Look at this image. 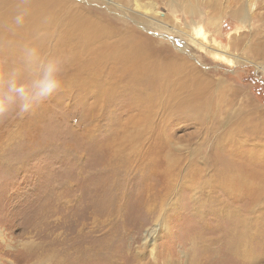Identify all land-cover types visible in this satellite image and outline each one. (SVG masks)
<instances>
[{
	"label": "rangeland",
	"instance_id": "374dc122",
	"mask_svg": "<svg viewBox=\"0 0 264 264\" xmlns=\"http://www.w3.org/2000/svg\"><path fill=\"white\" fill-rule=\"evenodd\" d=\"M64 1L122 21L150 40L156 58L180 52L186 62L175 74L155 68L169 76L152 85L156 62L131 79L109 49L53 50L57 34L39 65L18 63L23 48L0 53V95L49 62L61 80L29 113L18 114L17 101L0 119V264H264V188L251 205L264 168V0ZM261 40L259 58L245 46ZM92 57L94 83L98 71L81 65ZM210 80L224 84L207 114ZM221 91L236 104L220 102ZM246 106L260 120L252 114L247 129L232 128Z\"/></svg>",
	"mask_w": 264,
	"mask_h": 264
},
{
	"label": "bare ground",
	"instance_id": "6f19581e",
	"mask_svg": "<svg viewBox=\"0 0 264 264\" xmlns=\"http://www.w3.org/2000/svg\"><path fill=\"white\" fill-rule=\"evenodd\" d=\"M3 1H5V0L0 1V5L3 4ZM153 6L151 5L150 7L153 8ZM147 7L149 8V6H147ZM188 7H189V4L185 5L183 8L186 11H188L191 9V8L188 9ZM152 8H150V9L152 10ZM195 11L196 10H194L191 13H196ZM239 11H241V10H239ZM239 11H237V12H239ZM79 13H81V16H79ZM20 14H23V22L21 24H17L15 22V18L17 15H20ZM59 14H60V18H59ZM89 14H90L89 12L84 11L83 9H76V10L72 9V6L70 4L68 5L67 2H65L64 0H9V3L7 6L0 8V53H3V54L9 53V52H12L16 49H22L23 48L25 51L24 52L25 54H22L18 63L25 65L26 54H27V51L29 49H35L37 52V55H41V52L49 47V42L53 38V35L57 34L56 42H55L54 46L52 47L53 50L55 48L59 49L60 47H62L64 45H70L72 43L75 44L76 48L86 47L88 49V51H90V52H91V50H95V49H97V51H99V49H102V48L109 49L107 59H109L111 57V60L113 63L118 62L119 65L115 66L114 68H117L118 70L123 69L122 74L129 76L131 79H134V78L136 79L142 74L139 71L137 72V68L142 67L143 65H147L149 63L154 64V62H156V66L154 68H152L151 71L148 72L149 74L147 76V78H148L147 83L152 84V85H153V83H155V80L157 78L163 84L164 78H167V76H169V74H167L163 77V75H160L161 72L157 71L156 69L159 70V68H161V67H167V68H170V73L175 74V72H179V69H180V67H177V61H184V63L186 62V60H185L186 57L183 58L182 56H180L181 55L180 52H177L179 57L177 56V54H175V55H173V58H162V59L159 58L158 59L153 55L154 52L152 50V47H150L151 42L146 36L141 38V35L139 33H137L136 31H134L132 29H129L128 26H126V24H124L120 20L118 21V20L110 19L107 16H103V15H99V14L97 15V17H91ZM103 22L106 23V25H109V26L112 25L111 29L106 28L107 26L105 27ZM146 22L148 23V21H146ZM149 24L150 23H148V25ZM114 25L115 26L119 25L116 27L118 29H120V31L115 32L114 28H116V27H114ZM50 27H52L54 29L53 32H51L49 30ZM59 27H60V29H59ZM194 39H196V38L194 37ZM262 45H263V41L261 40L258 43V45L253 44V45H247L245 47H246V49L253 51L255 53V55H257V57L260 58ZM93 52H95V51H93ZM73 55H77V54H73ZM95 58H96V56H95ZM105 58H106V56H105ZM88 60L89 59H87V61ZM92 60H93V57L90 58V60H89L90 62H88L86 64L81 63V65L87 67L88 70H89V66H90L89 71L92 70V72L95 73L98 71L99 67L93 65L92 63H94V62L91 63ZM233 62L236 63V62H239V60L235 59ZM95 63H96V61H95ZM85 67L83 68L84 70L86 69ZM193 69L195 70V68L192 67V72H193ZM79 70H80V68H79ZM101 70H100V72H101ZM24 71H25V69H24ZM110 73H112V72L108 71L107 75H109ZM78 74L81 75L82 79L86 78V77L82 76V74H84V71H82V72L78 71ZM78 74L75 73L72 76L73 77H80V75H78ZM85 74L87 76L88 72H86ZM11 76L13 77L12 74H11ZM95 76H97V77H95ZM99 76H100L99 71L97 74L95 73V74L91 75L92 82L94 83L95 81H97V80H94V78H99ZM155 76H156V78H155ZM89 78H90V75H88L86 80ZM172 81H174V80H172ZM176 83L178 84V82H176ZM223 84L221 81H216V82L211 81V80L207 81L206 90H207L208 94L205 97V102H204V104H205L204 107H205L207 114L209 113L211 108L213 109V107H210L211 105H209L210 103H212V101L214 99L213 94H212V90H214L215 87L222 88ZM161 91H162V89H161ZM186 92H188L187 94L192 96L193 99L197 98L199 96L198 95V89H196L195 92L194 91L191 92L189 87H188V88H186ZM224 93L225 92L221 91L219 93V95H217V99L219 98L220 102L221 101L222 102L227 101L226 105H228V104L229 105H235L236 104V97H230V96L226 97V95ZM187 94H185V91L182 92L183 96H185V95L187 96ZM236 95H237V93H236ZM141 96L143 98H145V95H141ZM180 96H181V94H180ZM161 100L164 101L165 99L164 100L161 99ZM243 108H245V109H241V111H243L244 113L242 112V114H240V115L236 113L237 110L235 111V113H234L235 115L233 116V119L230 121L232 128L233 127H235L236 129L243 128L245 130V129H247L246 126L252 125V120H251L252 114L253 115L263 114V113H261V112L259 113L257 111H255V113H254L253 108L252 107L250 108V106H246ZM146 110H147V108H146ZM188 110H189V108H188ZM256 120H260L259 116H257V115H256ZM223 122H224V119L222 120L221 123H223ZM250 122H251V124H248ZM257 122H259V121H257ZM262 122L264 123V119L262 120ZM261 129H263V128H261ZM245 138H246V136H245ZM234 140L235 141L239 140V137H237ZM240 143H242V142H240ZM241 172L242 171L239 169L234 171V173H233L234 184H237L239 182L238 180L241 177V174H242ZM258 175L261 179H260V181H258V183L256 185L252 186V188L255 190V192H254V195H252V197H251L252 198L251 199V205H252V203H255L256 201H259L263 197V194L259 191V188H261V187L264 188V168L261 170V172L258 173ZM249 187H251V186H249ZM262 203H263L262 206H264V202H262ZM245 207H246V205H245ZM262 210H263V208H262ZM228 214H232V213H228ZM259 215H260V213H259ZM250 217H252V216H250ZM254 217H256V216L254 215ZM243 218H245V217H243ZM262 220H264V219H262ZM243 221H245V220H243ZM244 223H242V224H244ZM255 223H257V222H255ZM233 236H234L233 232H231V234H229V235L228 234L226 235V237L228 239H233Z\"/></svg>",
	"mask_w": 264,
	"mask_h": 264
},
{
	"label": "clouds",
	"instance_id": "9594fccd",
	"mask_svg": "<svg viewBox=\"0 0 264 264\" xmlns=\"http://www.w3.org/2000/svg\"><path fill=\"white\" fill-rule=\"evenodd\" d=\"M17 24L23 22V14L15 18ZM26 63L29 66L39 65V57L35 49H29L26 54ZM58 67L55 62H49L42 66V75L30 83H18L12 79L8 83V94L0 95V119H3L13 104L18 108V114L24 115L33 110L38 101L50 96L61 85L58 75Z\"/></svg>",
	"mask_w": 264,
	"mask_h": 264
}]
</instances>
